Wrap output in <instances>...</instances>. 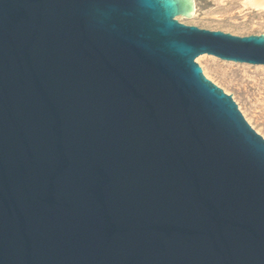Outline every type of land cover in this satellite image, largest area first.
<instances>
[{
	"label": "water",
	"instance_id": "1",
	"mask_svg": "<svg viewBox=\"0 0 264 264\" xmlns=\"http://www.w3.org/2000/svg\"><path fill=\"white\" fill-rule=\"evenodd\" d=\"M195 0H0V264H264V137L196 61L264 34Z\"/></svg>",
	"mask_w": 264,
	"mask_h": 264
},
{
	"label": "rangeland",
	"instance_id": "2",
	"mask_svg": "<svg viewBox=\"0 0 264 264\" xmlns=\"http://www.w3.org/2000/svg\"><path fill=\"white\" fill-rule=\"evenodd\" d=\"M259 1L195 0L193 16L178 20L238 36L264 34V0ZM196 61L211 81L232 95L247 121L264 137V65L235 63L211 55H202Z\"/></svg>",
	"mask_w": 264,
	"mask_h": 264
},
{
	"label": "bare ground",
	"instance_id": "3",
	"mask_svg": "<svg viewBox=\"0 0 264 264\" xmlns=\"http://www.w3.org/2000/svg\"><path fill=\"white\" fill-rule=\"evenodd\" d=\"M253 4H259L260 3V1L259 0H253V2H252Z\"/></svg>",
	"mask_w": 264,
	"mask_h": 264
}]
</instances>
